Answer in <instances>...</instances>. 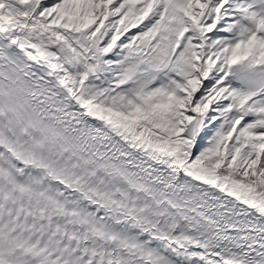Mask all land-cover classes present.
Masks as SVG:
<instances>
[{
    "label": "snow or ice",
    "instance_id": "1",
    "mask_svg": "<svg viewBox=\"0 0 264 264\" xmlns=\"http://www.w3.org/2000/svg\"><path fill=\"white\" fill-rule=\"evenodd\" d=\"M0 264H264V0H0Z\"/></svg>",
    "mask_w": 264,
    "mask_h": 264
}]
</instances>
